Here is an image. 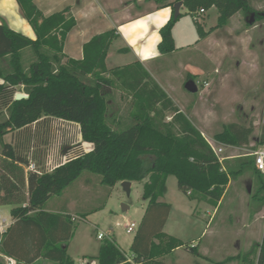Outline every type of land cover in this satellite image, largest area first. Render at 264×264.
<instances>
[{
	"label": "trees",
	"instance_id": "trees-1",
	"mask_svg": "<svg viewBox=\"0 0 264 264\" xmlns=\"http://www.w3.org/2000/svg\"><path fill=\"white\" fill-rule=\"evenodd\" d=\"M17 1L35 38L0 24V206L12 205L15 219L1 240V252L24 264H36L40 258L75 264L68 246L80 217L46 207L53 195L63 194L88 171L111 190L119 182L144 181L148 201L131 253L108 237L95 257L98 264H167L165 257L182 246L202 258L198 247L164 232L172 208L163 200L168 177L176 176L179 189L192 200L218 206L230 181L255 166L254 156L221 162L202 132L139 61L109 69L106 59L118 38L116 29L94 35L77 59L64 51L77 24L74 16L65 12L46 16L35 0ZM177 1L196 17L200 38L207 34L198 20L201 9L218 8L215 28L226 26L240 10L252 11L249 0ZM175 2L162 6L174 10ZM181 15L175 18L173 13L161 27V54L177 49L173 28ZM26 49L31 59L25 57V64ZM117 83L130 97L128 115L133 119L123 130L109 122ZM17 93L27 97L18 100ZM253 130L252 125L229 123L214 138L222 144L248 146ZM9 132L12 142L4 139ZM255 169L254 197L264 202V173ZM252 256L253 251L245 253L243 264H264V232L259 253Z\"/></svg>",
	"mask_w": 264,
	"mask_h": 264
},
{
	"label": "rangeland",
	"instance_id": "rangeland-1",
	"mask_svg": "<svg viewBox=\"0 0 264 264\" xmlns=\"http://www.w3.org/2000/svg\"><path fill=\"white\" fill-rule=\"evenodd\" d=\"M130 1L137 8V0ZM147 1L143 5L145 9L150 8L151 4L162 6L164 2L176 0ZM149 1L153 3L149 4ZM142 2L145 3L144 0ZM249 3L252 11L259 13L253 25L247 23L248 13L243 10L236 12L226 26L219 28H215L219 16L217 7L213 6L201 13L198 20L207 32L202 38L199 36L195 17L188 13V8L184 5L182 15L173 28L178 52L158 58L150 64L158 81L174 97L204 137L214 145H223L214 135L222 131L226 124L253 126L249 146L241 149L226 148L221 153L222 156L249 155L263 145L264 0H249ZM116 7L122 9L123 5ZM102 28L108 29L110 26L103 23L100 29ZM74 44L72 41L68 44L70 54V48ZM124 46L126 43L123 37L113 42V54L108 65L106 64L109 69L135 59L134 51H117ZM29 50H23L25 64L28 61L25 57H31ZM183 64L186 71L179 68ZM191 78L198 85L195 93L185 87ZM113 92L114 104L109 107V122L118 130H123L133 124V119L128 115L130 97L118 83ZM171 117L172 113L168 112L167 121ZM4 139L12 142L13 133L9 132ZM91 147V144H85L86 150ZM255 172L253 165L232 179L216 212L214 208L217 206L208 202L199 203L182 192L176 176L168 177L163 200L173 205V209L165 231L181 238L185 243L198 244L203 256L199 259L180 251L175 264H196V260L216 264L231 257L234 258L227 260L225 264H243L242 258L249 251H253L252 257L256 258L264 232V202L254 197ZM143 183L144 181H135L129 193L122 185H118L109 196L111 188L102 184L96 175L85 171L63 194L50 198L47 207L80 217L76 220L68 246V253L75 264L87 257L98 262L95 257L100 245L105 238L113 237V231L121 248L131 253L135 232L128 233L125 225L132 221L140 223L142 220L143 209L146 207ZM124 205L129 208L126 209ZM4 206L6 209L11 208V205ZM90 212L94 213L88 219L81 218L83 213ZM117 221L122 224L117 225ZM100 233H104L105 238H99ZM36 264L56 263L42 259Z\"/></svg>",
	"mask_w": 264,
	"mask_h": 264
},
{
	"label": "crops",
	"instance_id": "crops-1",
	"mask_svg": "<svg viewBox=\"0 0 264 264\" xmlns=\"http://www.w3.org/2000/svg\"><path fill=\"white\" fill-rule=\"evenodd\" d=\"M141 1L142 0L136 1L137 8L133 7L134 3L131 2L130 0H35V3L46 16H49L55 12H65L66 16L68 17L74 16L76 18L77 24L67 36L64 51L67 55L77 59H81L83 57V45L87 41H89L94 35L102 33L109 29H116L118 33L117 39L123 37L126 43V46L118 48L117 51L135 52V59L127 64H131L136 61H139L150 72V74L160 84V86L167 92V94L172 98L174 103L182 110V108L178 105L174 97L167 91V89H165V87L161 84V82L158 81V78H156V76L153 74V72L150 69L151 63L156 61L158 58L169 55V54H161L158 49V44L161 40L160 29L173 15L174 13L173 7L157 6L151 4L153 3L152 1H149V4H151L152 6L150 8L145 9L143 5L146 4L148 1L144 0L145 3L143 2L141 3ZM122 5H123L122 9L116 7V6L121 7ZM183 7L184 5L181 7V10L183 9ZM207 11L208 10H206V12ZM2 23H6L13 30L21 32L25 35H29L32 38H35V32L31 27V25L29 24L28 20L26 19L24 12L21 9L17 0H0V24ZM103 23L108 24V27L110 26V28L100 29ZM71 41L75 43L70 48V52L73 55L70 54L68 51V47L70 46L68 44ZM111 46L106 59L107 65L110 56H112L113 54L111 50ZM177 50L178 47L174 52L170 54L177 53L178 52ZM127 64L118 65V66H124ZM179 68H181V70L186 71L184 64L179 65ZM112 97L110 101L111 103H114ZM207 141L209 143L211 142V140L208 139ZM215 146L222 147L223 152L226 148L241 149L243 147H247V146H236V145H227V144L215 145ZM262 146H264V144ZM240 156L247 157L249 155H233V156L223 155L224 159H232ZM231 181L227 187L226 192L228 191V188H230L232 184ZM134 183L135 181H131V188ZM118 185H122V182L117 183L113 187V189L116 188ZM113 189L111 190L110 195ZM225 194L223 198L225 197ZM145 205L146 207L144 206L141 219L143 218L148 205V201L146 199H145ZM218 206L214 208V212L217 211V209L219 208ZM12 207L13 206L11 205V208L6 209L4 205L0 206V243L4 236V233L15 222L14 217L11 215ZM128 208L129 206H127L126 209ZM172 209H173V205L171 211ZM46 210L51 212H58V210H54L49 207H46ZM202 210H204V208ZM92 213L94 212L88 214L85 219H88V217H90ZM170 217H171V212L164 225V232H166L165 228L167 227ZM117 223H121V222L117 221ZM166 233L173 235L170 232H166ZM112 236L117 240L114 231ZM192 245L198 247V251H199L198 244L192 243ZM180 251L191 254L190 251H188L185 247L183 246L178 247L171 254L165 257L166 263L175 264L178 259L179 256L178 254ZM127 253L129 254V252ZM87 258H92V257H87ZM42 259L43 258H40L39 260ZM10 260L15 261V264H24L23 262L20 261L17 262L16 259L3 254L0 250V264H9Z\"/></svg>",
	"mask_w": 264,
	"mask_h": 264
},
{
	"label": "built area",
	"instance_id": "built-area-1",
	"mask_svg": "<svg viewBox=\"0 0 264 264\" xmlns=\"http://www.w3.org/2000/svg\"><path fill=\"white\" fill-rule=\"evenodd\" d=\"M204 12H205L204 9L200 10V13H204ZM210 144L212 145L214 152L216 153V155H218L220 161L222 162L224 160V157L221 155V153L223 152V148L216 147L212 142H210ZM249 155L254 156L255 166L257 167L259 171L264 173V146H261L259 147V149L252 151ZM117 225H121V223H117ZM138 226H139V223L132 221V222H128L127 225H125V228L128 233H133L136 231ZM105 236L106 235L104 233L99 234V238L103 239L105 238ZM9 264H15V261L10 260ZM77 264H98V262H96L94 259H91V258H88V259L85 258Z\"/></svg>",
	"mask_w": 264,
	"mask_h": 264
},
{
	"label": "water",
	"instance_id": "water-1",
	"mask_svg": "<svg viewBox=\"0 0 264 264\" xmlns=\"http://www.w3.org/2000/svg\"><path fill=\"white\" fill-rule=\"evenodd\" d=\"M184 5L183 1H177L174 4V16L175 18L179 17V15L181 14V7ZM247 17H246V21L249 25H253L256 20H257V15L259 13L255 12V11H250L247 12ZM264 16V15H263ZM185 87L188 91L195 93L198 91V85L196 84V82L193 79H190L186 82ZM27 95H25L24 93H17L16 94V99H23L26 98ZM122 187L124 188L125 191H127L128 193L131 191V181H123L122 182ZM125 208H127V206L124 205Z\"/></svg>",
	"mask_w": 264,
	"mask_h": 264
}]
</instances>
